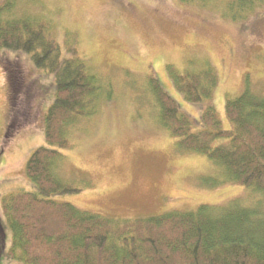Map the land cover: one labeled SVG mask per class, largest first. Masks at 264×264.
<instances>
[{
    "label": "rangeland",
    "instance_id": "rangeland-1",
    "mask_svg": "<svg viewBox=\"0 0 264 264\" xmlns=\"http://www.w3.org/2000/svg\"><path fill=\"white\" fill-rule=\"evenodd\" d=\"M227 1L209 6L179 0L27 1L29 12L52 24L65 56L76 48L115 87L113 100L103 101L94 115L70 130L72 147L59 150L66 157L60 175L81 191L53 200L109 218L137 219L254 197L242 186L209 187L219 175L217 168L204 156L179 153L154 110L145 105V86L153 75L192 118L195 130L201 129L206 103L185 101L174 87L170 67L180 73L206 64L215 68L219 84L211 104L225 131L234 128L226 113L228 99L238 98L247 82L264 93V5L236 20L226 10ZM5 2L0 0V6ZM7 59L23 73L18 78L16 131L10 81L2 66ZM53 84V77L29 55L0 53L1 220L5 197L34 191L26 166L31 154L46 146L45 116L54 101ZM6 239L8 248L9 230ZM0 264L23 263L6 258Z\"/></svg>",
    "mask_w": 264,
    "mask_h": 264
},
{
    "label": "trees",
    "instance_id": "trees-1",
    "mask_svg": "<svg viewBox=\"0 0 264 264\" xmlns=\"http://www.w3.org/2000/svg\"><path fill=\"white\" fill-rule=\"evenodd\" d=\"M27 1L6 0L0 6V53L29 55L37 68L53 77L55 97L45 116L46 146L35 150L26 166L34 191L3 199L0 262L7 258L23 264H264V93L247 82L238 98L228 99L226 113L234 128L225 131L211 104L219 84L215 68L206 64L180 73L170 67L174 87L184 100L206 103L201 129L195 130L192 118L156 77L150 76L145 86L150 101L145 105L175 140L177 151L204 156L217 168L219 175L208 186L246 187L253 191L252 199L137 219L109 218L55 201L53 197L81 191L60 175L66 157L59 150L72 147L70 130L94 115L103 101L113 100L115 87L93 71L76 48L65 56L52 24L29 12ZM179 1L209 6L216 0ZM261 5L264 0H228L226 10L240 20ZM2 66L10 81L16 131L18 78L23 73L13 60Z\"/></svg>",
    "mask_w": 264,
    "mask_h": 264
}]
</instances>
